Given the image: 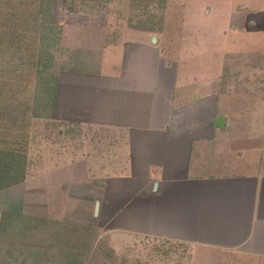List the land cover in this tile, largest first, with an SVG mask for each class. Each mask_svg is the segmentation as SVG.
Here are the masks:
<instances>
[{
	"label": "crops",
	"instance_id": "1",
	"mask_svg": "<svg viewBox=\"0 0 264 264\" xmlns=\"http://www.w3.org/2000/svg\"><path fill=\"white\" fill-rule=\"evenodd\" d=\"M249 5V0L235 3L228 15L229 29L245 38L264 33V1ZM141 32L147 37L121 44L118 61L112 53L96 70L59 72L56 117L94 131L86 149L93 174L82 173L79 156L71 166L58 161L44 166L48 176L41 188H59L77 213L90 212L88 225L102 234L178 243L200 260L218 252L233 264L242 257L264 264V86L258 91L251 85L256 73H247L249 86L239 88L247 61L241 66L231 61L192 79L179 76L181 58L162 53L158 31ZM222 33L230 35L224 28ZM246 49L252 47L219 48L224 60ZM253 63L247 69L263 66ZM225 76L231 78L227 85ZM252 95H262L261 101L246 100ZM82 178L93 179L88 199L79 198ZM29 181L35 190L37 180L27 178L25 184ZM55 200L44 196L41 205L35 200L28 206ZM58 200L57 220L80 223L65 218L66 204L61 196ZM49 211L26 213L52 218Z\"/></svg>",
	"mask_w": 264,
	"mask_h": 264
},
{
	"label": "rangeland",
	"instance_id": "2",
	"mask_svg": "<svg viewBox=\"0 0 264 264\" xmlns=\"http://www.w3.org/2000/svg\"><path fill=\"white\" fill-rule=\"evenodd\" d=\"M29 1L31 0H0V36L5 34L4 40L0 41V88L5 86V92L3 89L0 94V109L2 110L0 112V142H9L13 146L25 148L30 163L28 178L33 181L37 180V186L35 190H32L30 187L34 186L30 183L32 181H29V185L24 182L17 187L1 191L0 214L2 210H12L45 216L50 214L49 208H52V218L48 220L58 221L57 218L61 216L58 214H62V211H59L60 202H58L61 196L62 203L66 204V210H64L67 213L66 217L64 216L66 219L76 223L80 222L78 224H90L92 221L89 217L90 212L83 209L82 213H77L74 202L70 200L67 202L66 194H61L59 188L54 186L41 188L42 180L44 182L48 176L43 174L44 166L57 164L58 161L60 164L71 166L73 158L79 156L82 173L89 172L90 176L93 174L90 169L93 164L86 149L91 146L90 140L94 137V131L86 130L84 125H72L62 121L59 116L56 117L59 112L58 110L57 114L55 112L57 101L54 116L39 117L36 115L39 108L43 109V105L40 106L41 101L42 103L46 101L40 95L39 87L36 88L38 44L43 41L40 38L42 36L41 26L35 24V18L32 21L21 22L18 16L10 17L16 5H19L21 14L37 10L39 0ZM242 1L244 0H109L107 2L103 0H55L52 13L54 30H52L51 38H58V40L55 41L56 45L53 48L54 66L57 71H66V68L76 66L85 70H96L104 55H112V53L117 54L115 60L118 61L119 53L121 54L123 49H121V44L125 40L147 37V34L140 30L143 27L146 32L158 31L155 36L159 35L161 51L165 56L181 58L179 76L185 74L187 79H192V76L201 72L213 74L219 70V66L222 68L231 61L240 66L241 63L247 61V65L241 66L243 74L239 80L240 84L238 83L239 88L241 89L240 85L249 86L247 84L248 74L253 76L256 73L257 77L254 80L251 79V85H257L259 91L264 86L261 82L264 75V33L245 38L247 36L241 34L238 36L239 34L230 30L228 26L230 18L228 15L233 5L241 4ZM261 1L264 0H249V6L252 7V3ZM10 19L13 24L16 21L17 27L9 24ZM153 20L155 30H148ZM222 28L224 32L229 30L230 35H224ZM21 29L24 33L16 38L15 35L22 32ZM152 33L148 34L149 37L154 35ZM151 41L154 42L153 37ZM48 43L50 44L49 41ZM168 44L169 46L163 49ZM235 44L242 45L243 49L252 47V50L246 49L238 54V58L237 56L232 59L226 57L224 60L223 51L219 48L230 49ZM113 45H117L114 52L110 50L112 48L106 50L107 46ZM248 54L251 55L250 58ZM254 61L263 66L258 65V69L253 66L252 70L247 69L248 64L253 65ZM254 68H256L255 72H253ZM224 80L227 85L231 78L225 76ZM178 93L179 87L177 96ZM238 95L240 96L241 93ZM253 97L255 96L252 95L246 100L255 99L253 103H257V100L260 102L262 99V95L258 98ZM232 102H236V99L234 98ZM245 110L249 111L248 108L243 109ZM81 183L82 193L79 198L87 197L88 199L93 196L90 189L93 179L82 178ZM44 196L47 199L52 197L56 200L43 207L30 208L28 206V202L31 204L35 200L40 203V199ZM71 196L76 195L72 193ZM56 228L57 226L53 225V230ZM67 235L70 234L66 232L64 237ZM64 237L62 236V239ZM41 238L40 242L43 240L40 244L43 246L42 254L45 255L42 256L43 260L46 262L54 260L55 264H65L67 258L60 252L61 248L64 249L66 245L65 239L63 241L58 239L55 247L56 241L51 240L50 237L42 236ZM160 241L151 237L99 232L98 240L93 250L86 253L87 257H84L83 264H176L169 262L173 254L170 255L169 250L160 253L161 251L156 246ZM4 248H6L5 245L1 250ZM13 250L16 253L13 255L16 259L13 260V264H22V252L27 251V248L17 245L16 248L12 247ZM3 255L4 252L0 251V257ZM209 256L211 258L204 257L200 260L199 255L195 253H187L185 256L173 255L182 261L181 264H229L231 261L229 257L218 252H213ZM234 256H239V254L236 253ZM242 258L237 259L235 264L252 263L250 259ZM35 260L33 264L37 262L41 264L36 258Z\"/></svg>",
	"mask_w": 264,
	"mask_h": 264
},
{
	"label": "trees",
	"instance_id": "3",
	"mask_svg": "<svg viewBox=\"0 0 264 264\" xmlns=\"http://www.w3.org/2000/svg\"><path fill=\"white\" fill-rule=\"evenodd\" d=\"M103 1L107 2L109 0ZM39 3L40 4L37 10L26 12V15L21 14L19 12V5H16V7H14V10L11 11L13 13L10 15V17L18 16L21 19V22H25L27 20L32 21L35 18V24L41 26L40 32L42 36L40 38L43 41H40V43L38 44L39 47L37 60L39 64L38 62H36V71H38L36 73V75H38L36 88L38 89L39 87L40 95H42V97L45 98L46 101H44L43 103L41 101L40 106L43 105V109L39 108L36 115L39 117H52L54 116L57 94V80L59 74L58 72L60 71L56 70V67L53 63V48L56 45L55 41L58 40V38H51L53 35L52 30H54V27L52 25V13L55 0H39ZM34 15L37 16L34 17ZM151 22V26L149 27V29H147L153 31L155 30L154 20ZM9 24L12 25V27H17L16 21L15 24H13L11 19L9 20ZM141 29L146 30L143 27ZM21 33H24L23 30L22 32H18L15 37L19 38L22 35ZM4 35L0 36V41L4 40ZM48 41L50 42V44L48 43ZM66 69L75 71L79 70V67L76 66ZM4 88L3 86L0 88V94L3 92ZM0 112H2L1 109ZM29 169L30 163L28 159V153L25 148L18 147L17 145L13 146L9 142H0V192L26 182L29 175ZM0 216V251L4 252L3 257H0V264L14 263L13 260L16 259H14L13 255H15L16 253L14 250V252L12 251V247L16 248L17 245L22 248H27V251L22 252V264H33L35 258L40 261L41 264H55L54 260L46 262L42 258V256H45L44 254H42L43 246L40 245L43 241L42 240L40 242L42 236H48L51 238V240L56 241L54 243L55 247L58 244V239L61 241H63L64 239L67 240H64L66 247L64 246V249L61 248L62 251H60L65 254L67 258L65 264H83L84 257H87L86 253L93 250V247L99 237V230L96 227L88 224L75 225L71 223H61L59 221L48 220V218H44L41 216H31L25 213L10 210H2ZM53 225L57 226V228L54 230ZM66 232H68L70 235L64 237ZM62 236L64 237V239H62ZM68 236L70 239L68 238ZM164 242L166 243L156 244L157 248L161 251L160 253H165L168 252L167 250H169L171 252L170 255L173 253L169 258V262L181 264L182 261H180L176 257H173V255L179 254L180 256H185L186 251L183 246L178 243L167 241ZM4 245L6 246V248L1 250ZM36 264L39 263L37 262Z\"/></svg>",
	"mask_w": 264,
	"mask_h": 264
},
{
	"label": "water",
	"instance_id": "4",
	"mask_svg": "<svg viewBox=\"0 0 264 264\" xmlns=\"http://www.w3.org/2000/svg\"><path fill=\"white\" fill-rule=\"evenodd\" d=\"M153 40L156 41V37H153ZM97 205H98V202H97ZM96 213H97V209H96Z\"/></svg>",
	"mask_w": 264,
	"mask_h": 264
}]
</instances>
